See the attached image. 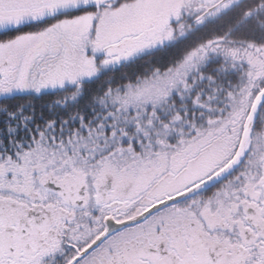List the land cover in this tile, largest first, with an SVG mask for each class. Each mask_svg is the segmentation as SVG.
Segmentation results:
<instances>
[{"label":"snow or ice","instance_id":"1","mask_svg":"<svg viewBox=\"0 0 264 264\" xmlns=\"http://www.w3.org/2000/svg\"><path fill=\"white\" fill-rule=\"evenodd\" d=\"M0 264H264V0H0Z\"/></svg>","mask_w":264,"mask_h":264}]
</instances>
